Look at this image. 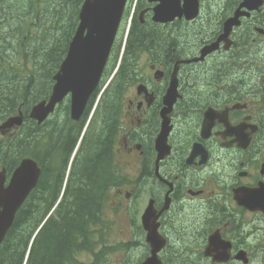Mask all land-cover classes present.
Wrapping results in <instances>:
<instances>
[{"label":"flooded vegetation","instance_id":"flooded-vegetation-1","mask_svg":"<svg viewBox=\"0 0 264 264\" xmlns=\"http://www.w3.org/2000/svg\"><path fill=\"white\" fill-rule=\"evenodd\" d=\"M123 8L80 145L58 135L54 113L35 124L36 157L67 163L66 186L79 153L82 186L101 181L87 164L108 159L123 178L109 187L110 211L129 207L124 244L141 253L133 264L152 257V223L160 264H264V0ZM90 231L102 239L101 225Z\"/></svg>","mask_w":264,"mask_h":264},{"label":"trees","instance_id":"trees-1","mask_svg":"<svg viewBox=\"0 0 264 264\" xmlns=\"http://www.w3.org/2000/svg\"><path fill=\"white\" fill-rule=\"evenodd\" d=\"M82 4L83 0H0V124L19 112L25 116L16 134H0V168L6 167L11 175L25 158L41 162L43 168L37 189L19 209L0 245V264H85L78 258L82 252L95 257L91 264H107L106 249L97 253L100 242L90 238V230L97 225L104 230L109 187L122 183L123 178L116 170L108 172L113 166L103 158L99 164H87L90 171L101 170V181L94 174L82 186L79 153L59 201L67 163L49 166L44 157H36V123L29 118L30 110L51 96L54 76L78 27ZM69 109L68 103L62 105L61 127L56 130L72 149L81 136L82 122H71Z\"/></svg>","mask_w":264,"mask_h":264},{"label":"water","instance_id":"water-1","mask_svg":"<svg viewBox=\"0 0 264 264\" xmlns=\"http://www.w3.org/2000/svg\"><path fill=\"white\" fill-rule=\"evenodd\" d=\"M126 0H84L79 26L69 45L59 71L54 77L55 85L51 98L36 105L30 118L44 122L54 112L57 104L69 96L71 98V118L80 121L91 95L98 87L110 55V51L120 24ZM172 97V94L170 95ZM24 122L22 113L8 119L0 127L3 134ZM41 170L31 158L22 160L12 173L8 185L7 172H0V245L13 227L18 213L32 191L37 187ZM147 215H143L142 224L146 228ZM153 225V223H152ZM151 225L150 242L153 246L152 257L143 264H160L157 254L158 236Z\"/></svg>","mask_w":264,"mask_h":264},{"label":"rangeland","instance_id":"rangeland-1","mask_svg":"<svg viewBox=\"0 0 264 264\" xmlns=\"http://www.w3.org/2000/svg\"><path fill=\"white\" fill-rule=\"evenodd\" d=\"M37 105V104H36ZM35 105V106H36ZM63 114L60 112L56 117L62 118ZM55 117V118H56ZM15 133L16 130H13ZM107 202H112L111 194ZM129 207L125 208L123 212H119L118 216H115L114 211H110V207L105 208V221L106 226L104 228V234L102 237V243L99 244L97 253L101 250L106 249L105 256L107 264H133L139 258H141V253L139 250L128 252L124 247L127 246L130 234V223H128V212ZM131 212H133L131 208ZM141 215H136V221H140ZM87 254H82V261L88 264L93 262L92 259H88ZM95 259V258H94Z\"/></svg>","mask_w":264,"mask_h":264},{"label":"bare ground","instance_id":"bare-ground-1","mask_svg":"<svg viewBox=\"0 0 264 264\" xmlns=\"http://www.w3.org/2000/svg\"><path fill=\"white\" fill-rule=\"evenodd\" d=\"M34 107H35V106H34ZM34 107H33V108H34ZM30 111H31V110H30ZM22 113H23V112H22ZM24 119H25V118H24ZM45 221H46V220H45ZM43 223H45V222L43 221ZM42 225H43V224H42ZM39 229H40V228H39ZM39 229H38V230H39Z\"/></svg>","mask_w":264,"mask_h":264}]
</instances>
